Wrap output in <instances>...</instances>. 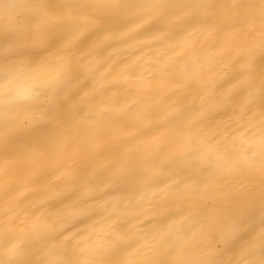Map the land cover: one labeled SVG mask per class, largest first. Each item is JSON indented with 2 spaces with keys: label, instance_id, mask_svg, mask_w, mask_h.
<instances>
[{
  "label": "clouds",
  "instance_id": "1",
  "mask_svg": "<svg viewBox=\"0 0 264 264\" xmlns=\"http://www.w3.org/2000/svg\"><path fill=\"white\" fill-rule=\"evenodd\" d=\"M0 264H264V0H0Z\"/></svg>",
  "mask_w": 264,
  "mask_h": 264
}]
</instances>
